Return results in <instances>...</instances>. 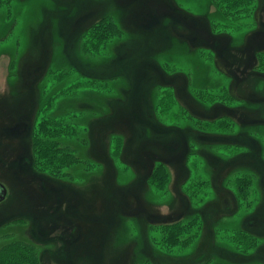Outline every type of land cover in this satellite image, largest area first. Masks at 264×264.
<instances>
[{
  "label": "rangeland",
  "instance_id": "obj_1",
  "mask_svg": "<svg viewBox=\"0 0 264 264\" xmlns=\"http://www.w3.org/2000/svg\"><path fill=\"white\" fill-rule=\"evenodd\" d=\"M0 181L41 264H264V0H0Z\"/></svg>",
  "mask_w": 264,
  "mask_h": 264
},
{
  "label": "trees",
  "instance_id": "obj_2",
  "mask_svg": "<svg viewBox=\"0 0 264 264\" xmlns=\"http://www.w3.org/2000/svg\"><path fill=\"white\" fill-rule=\"evenodd\" d=\"M49 143V142H48ZM47 150L51 151V148H48ZM42 151V149H41ZM55 159L54 155H50L49 159ZM56 161V160H51ZM39 167V165L37 164ZM59 164H56L55 166L51 164H48L46 168H43L45 171H56ZM36 243V242H34ZM32 244V242H21V241H14L7 243L5 246L0 247V264H41V259L36 251V244ZM18 245L25 246L24 248L18 247ZM11 246V247H10ZM18 248V249H16Z\"/></svg>",
  "mask_w": 264,
  "mask_h": 264
},
{
  "label": "bare ground",
  "instance_id": "obj_3",
  "mask_svg": "<svg viewBox=\"0 0 264 264\" xmlns=\"http://www.w3.org/2000/svg\"><path fill=\"white\" fill-rule=\"evenodd\" d=\"M83 232L81 233L82 235V242L79 243V249L75 250V247L72 248V253L77 254V251H79L78 255H84V254H88L90 255V257L93 255V257H96L97 254V250L95 248L96 246V241L94 240V233L95 231L92 230L91 228L86 227L85 225L82 226ZM88 240H90L89 242H87Z\"/></svg>",
  "mask_w": 264,
  "mask_h": 264
},
{
  "label": "water",
  "instance_id": "obj_4",
  "mask_svg": "<svg viewBox=\"0 0 264 264\" xmlns=\"http://www.w3.org/2000/svg\"><path fill=\"white\" fill-rule=\"evenodd\" d=\"M7 192H8V189L5 186V184L0 182V203L5 199Z\"/></svg>",
  "mask_w": 264,
  "mask_h": 264
},
{
  "label": "flooded vegetation",
  "instance_id": "obj_5",
  "mask_svg": "<svg viewBox=\"0 0 264 264\" xmlns=\"http://www.w3.org/2000/svg\"><path fill=\"white\" fill-rule=\"evenodd\" d=\"M1 182V181H0Z\"/></svg>",
  "mask_w": 264,
  "mask_h": 264
}]
</instances>
